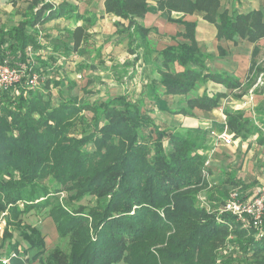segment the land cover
Wrapping results in <instances>:
<instances>
[{
  "label": "trees",
  "instance_id": "16d2710c",
  "mask_svg": "<svg viewBox=\"0 0 264 264\" xmlns=\"http://www.w3.org/2000/svg\"><path fill=\"white\" fill-rule=\"evenodd\" d=\"M26 1L31 8L22 20L0 25V63L22 69L26 76L37 75L34 88H28L27 78H22L6 90L0 89V212L11 207L16 215L18 202L24 204V210L49 204V215L59 234L69 238L72 251L65 256L54 250L47 264H117L134 251L143 257L141 264L155 256L179 264H243V260L264 264V235L258 237L253 228H242L231 215L219 214V207L208 209L206 198L211 205L220 206L228 196L226 190L221 187L214 193L206 191L207 196L199 195L209 188L203 173H207L202 153L208 148L206 131L163 128L143 110L142 100L125 94L93 103L73 96L74 82L59 72V47L54 44L47 54L40 52L47 49L44 22L72 9H67L68 4L55 7L47 0ZM156 3L167 13L197 15L213 23L218 39H247L254 44L248 75L260 72L255 60L258 41L264 37L260 10L229 13L220 9L219 0ZM147 5L148 0L104 1L106 12L127 23L125 27L120 22L115 25L122 27L119 32L128 33L129 53L140 47L139 35L155 31L140 24ZM176 21L184 26L177 36L188 42L157 52L160 79L148 84L147 94L156 100L160 95H186V105L174 112L186 116H193L194 108H219L226 94L204 91L197 95L198 84L212 81L232 91L241 82L225 72L208 70L195 42L196 22ZM28 47L34 58L27 53ZM174 63L183 70L175 72ZM160 86L162 94H158ZM86 112L91 114L88 118ZM223 114L233 140L256 135L255 143L264 145V107L257 108L253 118L233 108H224ZM78 124L94 129L88 133L82 129L77 137L72 131ZM45 179L47 185L41 183ZM59 192H65L64 201L54 197ZM87 195L94 198L92 206L73 204ZM198 197L205 199V205L198 204ZM261 230L264 232V216ZM39 235L33 228L24 234L37 250L32 258L42 251ZM11 248L17 250L18 246ZM11 264L26 263L17 259Z\"/></svg>",
  "mask_w": 264,
  "mask_h": 264
},
{
  "label": "crops",
  "instance_id": "0c3cea01",
  "mask_svg": "<svg viewBox=\"0 0 264 264\" xmlns=\"http://www.w3.org/2000/svg\"><path fill=\"white\" fill-rule=\"evenodd\" d=\"M0 1H9L11 4L10 8L16 6L19 1H21V7L23 3L30 6V3L26 0ZM104 1L49 0L55 7H59L60 4H68L67 9L70 8L72 11L67 12L65 16H59L44 22L42 25V31L45 34L43 44L46 45L47 49L43 48L40 52L47 54L54 44L59 47L58 55L60 60L57 63L61 64L59 72L75 84L71 94L81 99V96L75 91L79 87L78 79L70 77L71 73L68 71L71 70H66V66L69 63L76 65L73 70L76 67L80 68L79 71L83 70L77 76H81L79 78L80 83L86 89L89 87L95 89L101 83L100 85L103 89L100 90L96 97L104 96L103 100H105L109 96L125 94L133 100L140 99V101L142 100L143 110L148 112L161 127L200 128L206 130V138L210 147L209 151L213 154H216L220 146H228V144L223 143L215 136L225 129V115L223 114L224 108L221 107L222 103L219 108L210 111L194 108L192 110L193 116H186L181 113H174L175 110L186 105V95H160L161 97L156 100L147 94V87L151 81L160 79L155 61L157 52L168 45L188 42L181 36H177V34L184 32V26L178 23L177 19L181 18L184 21L196 22L195 42L198 49L204 54L206 68L212 72H225L237 77L241 82L240 88L250 77L248 70L254 44L240 37H235L232 40L218 39L216 37V27L213 23L197 15L183 14L176 11L167 13L157 8L156 0H148L147 11L143 19L140 20V24L155 31L153 30L154 32L146 36L139 35L137 41L140 47L135 53H129L127 51L128 33L119 32L122 27L115 25V22H120L125 27L127 23L119 17L106 12ZM219 2L220 9H226L229 13H248L253 10H260L264 15V0H219ZM0 7L3 8L5 6L1 5ZM12 13L10 12V14ZM22 13L24 14V11ZM14 15V18L10 16L7 19L6 17L0 25L16 24L25 17L23 16L22 18L18 13ZM157 34L167 37L176 36V39L160 38ZM258 46L259 54L264 47V37L258 41ZM66 47L69 51H65ZM136 55H138L137 59H135ZM34 56L35 54L33 58ZM173 70L181 72L183 68L174 63ZM86 75L97 77L96 82L94 80L86 82ZM118 87H121L124 91L116 92ZM240 88L231 91L221 84L207 81L198 84L195 94L201 95L206 91L209 95H213L221 92L226 94V97L221 99L225 100L230 93ZM163 92L164 88L160 86L158 94ZM54 94L56 96V89ZM250 97L253 99L252 95ZM98 99H93L91 103ZM233 109L242 110L245 116L250 115L249 108ZM205 114L211 117L212 115H217L218 121L217 119L213 120L206 117ZM250 117L253 118V116ZM210 131L214 135L210 136ZM251 138H253L251 146H253V143L255 146H263L255 143L256 135ZM234 140H240L243 143V140L239 138ZM222 182V180H218L216 185Z\"/></svg>",
  "mask_w": 264,
  "mask_h": 264
},
{
  "label": "rangeland",
  "instance_id": "374dc122",
  "mask_svg": "<svg viewBox=\"0 0 264 264\" xmlns=\"http://www.w3.org/2000/svg\"><path fill=\"white\" fill-rule=\"evenodd\" d=\"M1 5H4L5 7L3 8L6 9L0 7V23L6 17L7 19L10 18V16H13L14 18V14L16 13L20 14V16L23 18V16H26L28 14L29 9L31 8V6L26 3H23L21 7V1H19L16 6H12L11 8V4L9 1H0V6ZM23 11L24 14L22 13ZM10 12L13 13L10 14ZM69 61L71 62V60ZM74 66L76 65L73 63H69L66 66V70H71L68 71L69 73H71L70 77L78 79L79 87H77L75 91L81 96V101L91 103V101H93V99L95 98H99L98 100H95V102L103 101L104 96L96 97L100 93V90L103 89V87L100 85L101 83L95 89H93V87H89L86 89V87L82 86V83H80L81 81L77 76L79 75V73H82L83 70L79 71L80 68L77 67L73 70ZM256 66L260 69L261 75L255 70L253 75L249 77L246 82H244L239 90L230 93L229 97H227L225 100H221V107H233L238 109L249 108L250 115L247 117H254L255 110L257 108L264 107V47L256 58ZM86 78V82H91L93 80L95 81L97 79V77H91L90 75H86ZM121 91H124V89H122L121 87H118L116 90V92ZM251 95L253 96V99L250 100ZM84 114L86 118L91 115L88 112ZM205 115L210 119H217L218 121V118H216L217 115H212V117L207 114ZM82 126L78 124L76 130L72 131V134L79 137L81 136V134H83L82 129L86 133H88V131L91 132L94 129L93 128L88 130V127ZM252 139L253 138L250 137L246 141L243 140V143L240 140H234L233 143L232 140V143L228 144V146L225 147L220 146L223 145L220 144V148L217 151L218 153L216 152V154H213L209 151V141L205 139L208 148L206 147V149L203 150L202 153L204 154L205 159H208V164L204 166L207 172L205 178L209 188L200 192L199 195L207 196L208 194L205 193L206 191L210 194V191L213 192L221 187L224 188L227 193L234 190H239L244 191V195H251L260 186V184L264 183V145L255 146V144L253 143V146H251ZM90 148L91 147L88 145L87 149L89 150ZM232 175H234L235 178L234 181L231 182L229 178ZM218 180H222L224 184H222L221 186H218L219 184L216 185V182ZM41 183L46 185L48 184L46 179ZM49 189L53 191L51 188ZM54 197H58L59 200L64 201L66 194L65 192H59L54 194ZM206 200L209 204L208 209L219 207V204H217L216 206L211 205L208 197L206 198ZM52 204H54V202ZM73 204L92 206L94 204V198L87 195L79 200H74ZM198 204L200 206L205 205L199 199ZM48 205L41 207L36 206L31 209L24 210V204L18 202L16 206L17 209L20 210V212H17L16 215H14L9 209L11 207L5 209V211L7 212L6 217L4 219V222L0 224V243L6 245V248H11V245L18 246L20 249V253H26L22 255L27 256V259H24L26 264H47L49 255L54 250H58L65 256H69V254H71L72 249L70 246L69 238L66 236H61L59 234L56 221H54V219H52V217L49 215L50 206ZM32 228L39 230V237L43 241L42 251L36 258L32 257L37 250L30 247L28 239L24 236V234H29V230ZM142 258L143 257L139 254H136L135 251L129 252L127 260L125 261L124 259L117 264H141ZM159 258L155 256L150 261H145L144 264H179V262L163 261L161 257ZM26 260L28 261L26 262ZM242 263L248 264L249 262L248 260H243Z\"/></svg>",
  "mask_w": 264,
  "mask_h": 264
},
{
  "label": "built area",
  "instance_id": "2783aa9c",
  "mask_svg": "<svg viewBox=\"0 0 264 264\" xmlns=\"http://www.w3.org/2000/svg\"><path fill=\"white\" fill-rule=\"evenodd\" d=\"M49 2V0H47ZM41 36V34H40ZM27 53L30 58H33L34 52L31 47L27 48ZM22 78H27L25 84L28 88H34L37 84V75L29 74L26 76L25 71L11 67L5 61L0 63V89L6 90L12 85L21 81ZM81 78V76H78ZM250 99H252L250 97ZM210 135H214L210 131ZM217 139H220L225 144L232 143V137L227 132L226 128L221 133L215 135ZM208 164V159L204 161V165ZM205 168V166H204ZM206 175L205 172H203ZM198 199L205 204L203 197ZM219 214L227 213L231 215L234 220L240 224L242 228L248 229L253 228L256 231L258 237H262L264 232L261 230L264 216V183L253 192L251 195H244L239 190H234L228 193V196L218 208ZM7 212H0V224L4 222ZM18 247L17 250L14 248H6V245L0 243V264H11L14 260H21L27 258L26 255L22 256Z\"/></svg>",
  "mask_w": 264,
  "mask_h": 264
}]
</instances>
